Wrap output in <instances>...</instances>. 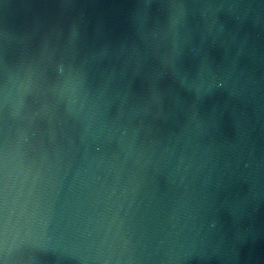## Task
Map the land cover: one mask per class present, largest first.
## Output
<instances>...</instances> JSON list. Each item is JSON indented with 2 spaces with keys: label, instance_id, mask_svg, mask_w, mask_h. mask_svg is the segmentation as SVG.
Wrapping results in <instances>:
<instances>
[{
  "label": "water",
  "instance_id": "1",
  "mask_svg": "<svg viewBox=\"0 0 264 264\" xmlns=\"http://www.w3.org/2000/svg\"><path fill=\"white\" fill-rule=\"evenodd\" d=\"M0 264H264V0H0Z\"/></svg>",
  "mask_w": 264,
  "mask_h": 264
}]
</instances>
